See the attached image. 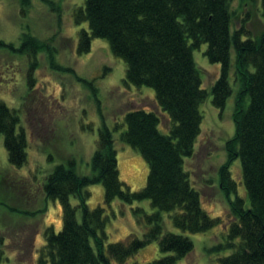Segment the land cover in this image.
Returning a JSON list of instances; mask_svg holds the SVG:
<instances>
[{
  "label": "trees",
  "instance_id": "obj_1",
  "mask_svg": "<svg viewBox=\"0 0 264 264\" xmlns=\"http://www.w3.org/2000/svg\"><path fill=\"white\" fill-rule=\"evenodd\" d=\"M29 0H22L23 6ZM232 0H86L74 14L82 30L78 54H88L94 39H106L112 53L127 65L125 85L149 87L155 91L157 111L134 109L125 115L126 130L111 129L104 122L90 165L92 174L79 175L76 160L55 167L43 184L47 200L60 203L63 227L44 231L45 245L38 264H125L154 242L163 258L148 264H179L194 250L191 238L163 230L162 213H171L173 224L190 234L208 232L220 223L203 208L186 163L194 155L204 116L201 105L209 96L193 52L206 44L205 56L221 65L219 79L211 88L213 105L223 110L233 90L230 84L232 52L236 55V82L233 121L235 135L226 143L227 161L219 169L220 185L230 197L232 218L227 240L214 251L233 249L219 264H264V30L255 38L242 25L233 30ZM264 17V0H262ZM0 49L30 59L29 87L38 54L45 44L30 33L23 34L22 46L15 49L0 39ZM55 66V64H54ZM163 117L169 120L168 134L160 130ZM20 111L0 101V134L11 165L22 168L28 162L29 138ZM118 140L138 151L149 167L144 188L133 191L121 181ZM242 164L247 201L237 195L231 166ZM105 190V206L91 208L87 190L94 185ZM77 204H73L72 199ZM125 204L150 201L157 210L147 215L134 210L140 224L149 228L143 238L130 234L109 243L105 207L114 201ZM1 264V259H0Z\"/></svg>",
  "mask_w": 264,
  "mask_h": 264
},
{
  "label": "rangeland",
  "instance_id": "obj_2",
  "mask_svg": "<svg viewBox=\"0 0 264 264\" xmlns=\"http://www.w3.org/2000/svg\"><path fill=\"white\" fill-rule=\"evenodd\" d=\"M0 0V39L22 46L23 34L30 33L45 44L38 54L33 71L34 82L28 85L30 59L27 56L0 49V101L20 111L22 125L28 133V163L17 168L8 161L4 139L0 134V259L1 264H38L45 245L44 231L53 227L60 232L63 213L59 202L47 200L43 184L56 166L69 159L76 160L79 175L92 174L91 159L99 140V129L108 127L126 130L125 115L134 109L157 111L162 116L149 87L125 85L127 65L116 57L106 39H94L88 54H78L80 33L88 23L77 25L76 10L85 7L86 0ZM262 0H232V28L244 25L255 38L264 30ZM207 45L194 50L193 56L201 72L203 88L209 91L201 105L204 116L194 155L186 167L195 188L202 197V206L220 223L205 233L190 234L176 228L171 213H162L164 234L185 235L194 243V250L179 264H219L233 249L214 251L227 240L231 216L230 197L220 185L219 169L227 161L226 143L235 135L233 115L239 90L236 82V55L232 52L230 84L233 93L223 110L213 105L211 88L219 79L221 65L205 56ZM55 64V66H54ZM169 120L163 117L160 130L168 134ZM120 179L133 191L146 186L149 167L143 156L118 140ZM240 160L233 162L231 173L237 183V195L247 203ZM91 193V208L105 206V190L100 184L87 189ZM72 199L73 204H77ZM249 204V203H248ZM143 208L147 215L157 212L150 201L125 204L116 200L105 207L108 242H120L130 234L143 238L148 227L140 224L134 210ZM159 243L154 242L130 258L125 264H148L163 258Z\"/></svg>",
  "mask_w": 264,
  "mask_h": 264
}]
</instances>
